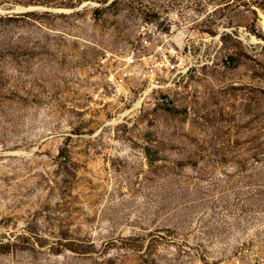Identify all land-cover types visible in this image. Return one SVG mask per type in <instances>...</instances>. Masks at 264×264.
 Segmentation results:
<instances>
[{
  "label": "rangeland",
  "instance_id": "obj_1",
  "mask_svg": "<svg viewBox=\"0 0 264 264\" xmlns=\"http://www.w3.org/2000/svg\"><path fill=\"white\" fill-rule=\"evenodd\" d=\"M0 264H264V0H0Z\"/></svg>",
  "mask_w": 264,
  "mask_h": 264
},
{
  "label": "built area",
  "instance_id": "obj_2",
  "mask_svg": "<svg viewBox=\"0 0 264 264\" xmlns=\"http://www.w3.org/2000/svg\"><path fill=\"white\" fill-rule=\"evenodd\" d=\"M99 67L109 71V89L123 87L133 78H147L152 86L158 85L165 77L174 76L178 72V66L173 60L151 56L146 41L120 57L104 52Z\"/></svg>",
  "mask_w": 264,
  "mask_h": 264
},
{
  "label": "bare ground",
  "instance_id": "obj_3",
  "mask_svg": "<svg viewBox=\"0 0 264 264\" xmlns=\"http://www.w3.org/2000/svg\"><path fill=\"white\" fill-rule=\"evenodd\" d=\"M30 11V10H29ZM9 13H11V12H9Z\"/></svg>",
  "mask_w": 264,
  "mask_h": 264
}]
</instances>
